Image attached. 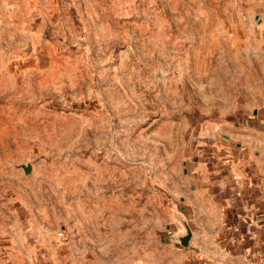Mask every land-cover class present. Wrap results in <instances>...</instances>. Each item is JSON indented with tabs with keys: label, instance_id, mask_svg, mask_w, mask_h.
<instances>
[{
	"label": "rangeland",
	"instance_id": "obj_1",
	"mask_svg": "<svg viewBox=\"0 0 264 264\" xmlns=\"http://www.w3.org/2000/svg\"><path fill=\"white\" fill-rule=\"evenodd\" d=\"M253 3L0 0V264L187 262L184 171L260 98Z\"/></svg>",
	"mask_w": 264,
	"mask_h": 264
},
{
	"label": "crops",
	"instance_id": "obj_2",
	"mask_svg": "<svg viewBox=\"0 0 264 264\" xmlns=\"http://www.w3.org/2000/svg\"><path fill=\"white\" fill-rule=\"evenodd\" d=\"M241 15L258 23L236 26L240 46L264 61V0ZM255 78L251 94L260 98L248 102L247 116L208 125L198 157L184 171L178 195L195 223L189 248L177 251L185 264H264V71Z\"/></svg>",
	"mask_w": 264,
	"mask_h": 264
},
{
	"label": "water",
	"instance_id": "obj_3",
	"mask_svg": "<svg viewBox=\"0 0 264 264\" xmlns=\"http://www.w3.org/2000/svg\"><path fill=\"white\" fill-rule=\"evenodd\" d=\"M23 169H24L26 174H29L32 170V167H31V165H27V166H23ZM186 228H187L186 234H183V235L182 234H175V235L171 236L172 242L178 243L184 248L189 247L190 241H191L192 236H193V231L191 230V228L189 226H186Z\"/></svg>",
	"mask_w": 264,
	"mask_h": 264
},
{
	"label": "built area",
	"instance_id": "obj_4",
	"mask_svg": "<svg viewBox=\"0 0 264 264\" xmlns=\"http://www.w3.org/2000/svg\"><path fill=\"white\" fill-rule=\"evenodd\" d=\"M234 182H235V185L239 188L240 187V179L235 176L234 177ZM240 195H241L240 191H237L236 192V196H240ZM234 232L235 233H239L240 232L239 228H235Z\"/></svg>",
	"mask_w": 264,
	"mask_h": 264
}]
</instances>
